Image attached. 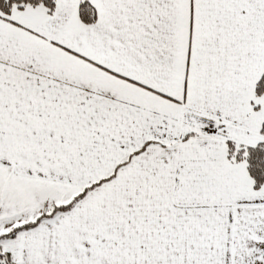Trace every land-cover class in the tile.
<instances>
[{
	"label": "snow or ice",
	"instance_id": "snow-or-ice-1",
	"mask_svg": "<svg viewBox=\"0 0 264 264\" xmlns=\"http://www.w3.org/2000/svg\"><path fill=\"white\" fill-rule=\"evenodd\" d=\"M0 264H264V0H0Z\"/></svg>",
	"mask_w": 264,
	"mask_h": 264
}]
</instances>
